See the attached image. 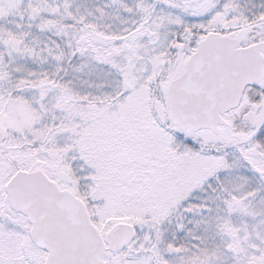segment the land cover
Masks as SVG:
<instances>
[{
  "label": "snow or ice",
  "instance_id": "1",
  "mask_svg": "<svg viewBox=\"0 0 264 264\" xmlns=\"http://www.w3.org/2000/svg\"><path fill=\"white\" fill-rule=\"evenodd\" d=\"M0 264H264V0H0Z\"/></svg>",
  "mask_w": 264,
  "mask_h": 264
}]
</instances>
